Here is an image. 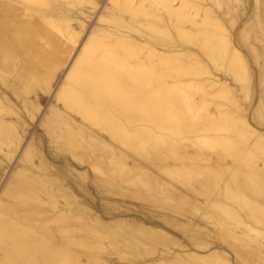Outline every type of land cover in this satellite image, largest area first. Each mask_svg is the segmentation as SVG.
Instances as JSON below:
<instances>
[{
	"label": "bare ground",
	"instance_id": "obj_1",
	"mask_svg": "<svg viewBox=\"0 0 264 264\" xmlns=\"http://www.w3.org/2000/svg\"><path fill=\"white\" fill-rule=\"evenodd\" d=\"M99 1L0 0V264H231L202 218L236 258L248 248L264 264V244L251 247L264 237L241 215L264 211L245 192L264 187V172L245 171L264 163V130L241 104L252 81L225 21L234 11L223 0H106L102 26L86 32ZM38 112L44 133L27 140ZM191 171L198 189L182 180Z\"/></svg>",
	"mask_w": 264,
	"mask_h": 264
},
{
	"label": "rangeland",
	"instance_id": "obj_2",
	"mask_svg": "<svg viewBox=\"0 0 264 264\" xmlns=\"http://www.w3.org/2000/svg\"><path fill=\"white\" fill-rule=\"evenodd\" d=\"M133 1H138V0H133ZM148 1H151V3L150 2H148ZM205 1H207L206 3H205ZM204 1V3L205 4H209L210 3V0H205ZM221 2H222V0H220ZM236 1V2H235ZM147 2H148V5H150L152 8H154V9H156L157 7H158V5L155 3L154 4V1L153 0H147L146 1V4H147ZM175 2H177V0H175ZM211 2H212V0H211ZM230 2V3H229ZM238 2V3H237ZM79 2H77V4H78ZM83 3V2H82ZM81 3V1H80V4H82ZM76 3H75V6H74V8L75 9H73V10H76V7H77V10L78 9H84V8H86L87 7V5L85 4V3H83V5H77ZM109 5L108 7H111V4H109L106 0H100L99 1V6H100V8L98 7L97 8V10L95 11V13L91 16V18H90V20H89V22H88V25H87V30H86V32H89L91 29H92V27L93 26H95V24H96V22H95V17L100 13V11L102 10L101 9V6L102 5ZM207 4V5H208ZM225 4H226V6H225ZM230 4V5H229ZM232 4V5H231ZM209 5H211V4H209ZM214 4H213V2H212V5H211V7H215V9H216V6H213ZM81 6V7H80ZM83 6H86V7H83ZM222 6H224L223 8H225L224 10H227V11H229V13L230 12H233L234 11V13H230V14H227L226 16L227 17H225V21H226V23H227V26H228V29H230L231 30V35H232V37H233V39H234V42L237 44V46L239 47L238 49H239V51L242 53V55L244 56V58L246 59V61H247V64H248V67H249V71H250V77H251V81H252V83L250 82V86H251V88H250V91H249V93H248V95L247 96H244L241 92H237V97L241 100V96H242V98H243V103L241 102V104L243 105V107L244 108H246V110H247V113H248V118H249V120H250V122H251V124H252V126H254L255 128H258V129H261V130H264V108H262V107H264V104H258V103H264V35H262V33H259V29H258V23L261 21H264V0H225V2H224V0H223V4H222ZM80 7V8H79ZM83 7V8H82ZM227 7V8H226ZM234 9V10H233ZM76 10V11H77ZM79 11V10H78ZM77 11V12H78ZM221 11V9H219V12ZM235 14V15H234ZM95 16V17H94ZM231 16H233L232 18H235V25L233 24L232 26H230V23H229V19H232L231 18ZM258 16V17H257ZM94 17V18H93ZM229 18V19H228ZM259 21V22H258ZM262 23H264V22H262ZM97 25L98 24H96V26L95 27H97ZM98 26H102V25H98ZM234 26V27H233ZM231 27V28H230ZM245 30V32L243 33V31ZM155 35H157V34H155ZM244 36H246V37H244ZM260 36H261V38H260ZM252 38V39H251ZM260 38V39H259ZM247 39H248V41H247ZM260 40V41H259ZM253 47V48H252ZM254 49V50H253ZM254 54V55H253ZM258 55V56H257ZM258 58V60H257V58ZM258 61V62H257ZM210 67H212V66H210ZM63 73H64V69L63 70H61L60 71V74H59V76H58V79H57V81H56V83L54 84V86L57 84V82H58V80L62 77V75H63ZM262 78V79H261ZM261 81V82H260ZM235 84H237V83H235ZM252 84V85H251ZM237 85H239V83L237 84ZM236 86V85H235ZM240 96H239V95ZM249 96V97H248ZM245 97H247V98H245ZM262 97V98H261ZM209 100V99H208ZM260 100H262V101H260ZM18 101V100H17ZM16 101V104H18L19 106L21 105V102L19 103V101L17 102ZM210 101V100H209ZM260 101V102H259ZM50 103H53V100H52V96H51V94H46V95H44V100L42 101V108L44 107V108H47V106L50 104ZM210 103H212V101H210ZM257 105H259V107L257 106ZM262 107H261V106ZM212 104H209V106H208V108L210 109V108H212ZM246 106V107H245ZM259 110H258V109ZM257 111H260V113L258 112V113H256ZM255 114H257V115H255ZM200 115V114H199ZM250 115H252V116H250ZM254 115V116H253ZM38 116V117H37ZM40 114H39V112H38V114H36V118H34L33 120H29L28 121V123H29V128H28V134L26 135V139L27 140H29V138L31 137V135H32V133L34 132V131H36V129H38L40 132H42V133H44V128L43 127H41V126H39V120H40ZM252 117L254 118V119H252ZM251 118V119H250ZM256 118V119H255ZM257 120V121H256ZM254 121V122H253ZM256 121V122H255ZM260 121V122H259ZM262 121V122H261ZM205 149H207V148H204V150H203V153H208V154H213L212 152H211V150L210 149H207L208 150V152H207V150H205ZM19 152V153H18ZM21 152L22 151H19V150H17L14 154H13V156L11 157V159L10 160H6L7 162H6V168H5V172L6 171H8L7 173H2L1 174V179H2V181L3 182H5V180H6V178L8 177V175L12 172V171H14V170H16V168H17V163H19L20 161H17V160H19V156H20V154H21ZM211 152V153H210ZM229 153V154H228ZM232 153V151L231 152H223V154L226 156V158H224L225 156L224 155H222L221 154V157L222 158H224V160L225 161H227L228 163H230V162H232L233 161V159L235 158V155H233V154H231ZM16 154V155H15ZM18 154V155H17ZM214 155V154H213ZM232 155V156H231ZM1 156V155H0ZM230 156L232 157V158H230ZM14 157V158H13ZM230 158V159H229ZM261 158H262V160H264V155H262L261 156ZM14 161H13V160ZM12 161V162H11ZM62 163H64V162H62ZM61 163V164H62ZM16 164V165H15ZM20 164V163H19ZM257 166V165H256ZM259 167V168H258ZM76 169H78V168H76ZM84 169H86V168H84V167H82V168H80L79 170H84ZM217 170H216V172L219 174V186L222 184V180L226 177V175H227V170H222L221 171V169L222 168H216ZM223 169H225L224 167H223ZM254 169V170H253ZM11 170V171H10ZM221 171V172H220ZM224 171V172H223ZM245 171H247V172H253V173H257L259 176H261L260 175V171H261V173L262 172H264V163H260V166H257V170H256V167L253 165V167H249L248 166V168H246V170ZM257 171H259V172H257ZM225 172H226V174H225ZM222 173H224L225 175L223 176V174ZM5 177H4V176ZM224 177V178H223ZM261 177H264V173H262V176ZM222 178V180H220ZM199 179L201 180L202 179V174L201 175H195L192 171H191V173H189V175H187V180H186V177H184V179H182L184 182H185V184H189L190 183V185L189 186H192V187H196L197 189H198V187L200 186L199 184H200V181H199ZM1 181V185L2 184H4L3 182ZM194 183V184H193ZM196 185V186H195ZM197 185H199V186H197ZM260 189V190H259ZM259 189L257 190L258 192H256V193H251L250 191H248V189H246L245 190V192H247V196L249 197V196H251L252 198L251 199H255L256 201H259V202H264V192H262V191H264V187H259ZM96 191V192H95ZM260 191V192H259ZM248 192H250V195L248 194ZM91 193H92V195H93V197H96L95 199H94V204H95V207L97 208V210H102L101 209V200H102V197L98 194V192H97V190H95V189H92L91 188ZM203 199V198H202ZM125 200L127 201L126 202V204L127 205H130V207H135L137 204V202L136 201H133V199L132 200H130V199H127V198H125ZM147 203H152V202H147ZM243 210V212H245V210L246 209H242ZM240 212H242L241 210H240ZM243 212H242V216H243V218H244V220L248 223V224H250L251 226H253V228H255V229H257L258 228V230L259 231H261V233H262V237H264V231H262V230H264V211H262V210H259V209H254L252 212H250V211H248V210H246V212L243 214ZM248 212H250V213H248ZM260 212H261V215H260ZM259 215H258V214ZM143 214V213H142ZM246 215H247V217H246ZM241 216V217H242ZM252 216V217H251ZM215 217H217L216 215H215ZM250 217L252 218V219H250ZM194 218V217H193ZM259 220V222L257 221V219ZM108 219H112V218H106L105 220L106 221H109ZM247 219V220H246ZM206 221L207 222V224H206V222H204V221ZM212 220V219H211ZM210 219L209 220H205V219H200V224L202 225V226H204V227H206L207 228V230L210 232V238L211 239H209L208 238V241H210L211 243H212V247H214V248H220V250H223V251H225L228 255H230V256H228V259H229V261H230V263L231 264H252L251 263V261L250 260H248L249 258H247L248 257V248L245 250V248L243 249V248H241V254H240V256L241 257H237V258H240V259H237L236 258V255L234 254V252L232 251V250H230L228 247H226V246H223L224 244H222V242L220 241V239H219V237H218V234H219V231H218V227L217 226H215L214 224H213V220L211 221ZM256 220V221H255ZM208 223H210V224H208ZM258 223V224H257ZM261 223V224H260ZM256 224V225H255ZM260 224V225H259ZM212 225V226H211ZM255 225V226H254ZM215 226V227H214ZM209 227V228H208ZM234 228V227H233ZM212 229V230H211ZM214 229V230H213ZM212 231H214V232H216V233H213ZM217 231H218V233H217ZM235 231L237 232L238 231V233L240 232V228H238V229H235ZM212 234V235H211ZM216 234V235H215ZM179 238H180V236H178ZM256 240L253 242V243H251V247H254V245L256 244V242L258 243V244H264V240H262V238L261 237H257V238H255ZM216 240V241H215ZM218 240V241H217ZM261 240V241H260ZM213 241V242H212ZM176 247H173V246H171L170 247V252H175V250H176V252L175 253H177V252H179L180 250H178V248L177 249H175ZM227 248V249H226ZM163 248L161 247V246H159V250L161 251ZM262 249H264V248H262ZM178 250V251H177ZM193 251H195V252H198V253H201L202 254V250L201 251H197V250H194V249H192ZM191 250V251H192ZM207 251L206 250H204V252L203 253H206ZM244 256V257H243ZM242 258V259H241ZM246 258H247V260H246ZM246 261H245V260ZM243 260V261H242Z\"/></svg>",
	"mask_w": 264,
	"mask_h": 264
}]
</instances>
